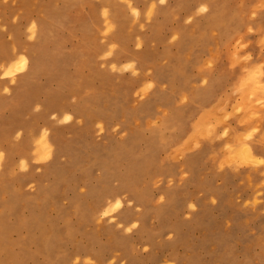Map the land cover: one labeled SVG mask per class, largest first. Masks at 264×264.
<instances>
[{
    "label": "rangeland",
    "instance_id": "374dc122",
    "mask_svg": "<svg viewBox=\"0 0 264 264\" xmlns=\"http://www.w3.org/2000/svg\"><path fill=\"white\" fill-rule=\"evenodd\" d=\"M0 264H264V0H0Z\"/></svg>",
    "mask_w": 264,
    "mask_h": 264
},
{
    "label": "bare ground",
    "instance_id": "6f19581e",
    "mask_svg": "<svg viewBox=\"0 0 264 264\" xmlns=\"http://www.w3.org/2000/svg\"><path fill=\"white\" fill-rule=\"evenodd\" d=\"M46 138V137H45ZM47 139V138H46ZM45 139V140H46ZM44 141V140H43ZM41 142V143H45V142ZM47 143V142H46ZM41 149H43V147H41ZM246 150H247V148H246ZM245 150V151H246ZM250 149H249V147H248V154H246L247 156L248 155H250L249 153H250ZM252 152H253V150H252ZM246 153H247V151H246ZM189 163V162H188ZM134 168V167H133ZM118 193V191L116 192V194ZM113 206H115V207H119L120 206V199L118 198V197H116L115 198V200L113 199V200H109V199H107V198H105L103 201H102V203H101V205H100V207H99V210L100 211H103V213H106V212H109V211H111L112 210V207ZM116 210V209H115Z\"/></svg>",
    "mask_w": 264,
    "mask_h": 264
}]
</instances>
